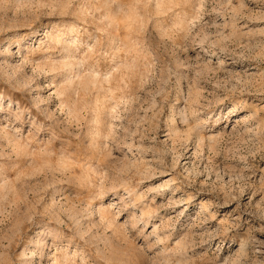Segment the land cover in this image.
<instances>
[{
	"label": "rangeland",
	"instance_id": "1",
	"mask_svg": "<svg viewBox=\"0 0 264 264\" xmlns=\"http://www.w3.org/2000/svg\"><path fill=\"white\" fill-rule=\"evenodd\" d=\"M0 264H264V0H0Z\"/></svg>",
	"mask_w": 264,
	"mask_h": 264
}]
</instances>
